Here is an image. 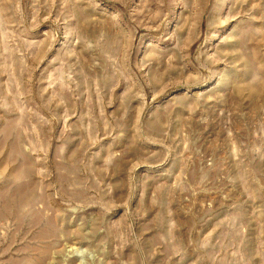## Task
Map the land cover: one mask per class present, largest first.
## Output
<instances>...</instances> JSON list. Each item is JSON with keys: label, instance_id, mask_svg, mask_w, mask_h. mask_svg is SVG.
<instances>
[{"label": "rangeland", "instance_id": "1", "mask_svg": "<svg viewBox=\"0 0 264 264\" xmlns=\"http://www.w3.org/2000/svg\"><path fill=\"white\" fill-rule=\"evenodd\" d=\"M0 264H264V0H0Z\"/></svg>", "mask_w": 264, "mask_h": 264}]
</instances>
